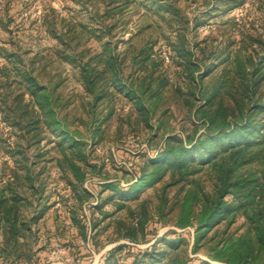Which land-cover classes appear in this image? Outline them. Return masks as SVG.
<instances>
[{"label":"rangeland","instance_id":"1","mask_svg":"<svg viewBox=\"0 0 264 264\" xmlns=\"http://www.w3.org/2000/svg\"><path fill=\"white\" fill-rule=\"evenodd\" d=\"M228 2L0 0V99L5 96L11 106L20 99L28 102L30 95L25 83L20 82L22 77L18 69L29 73L39 84L54 90L57 115L68 124L70 133L84 142L87 155L96 152V158L91 156V161H113L128 170L110 168L108 171L98 165L97 171L86 172L82 187L89 190L94 198L74 209L76 220L89 224L82 228L77 224L79 221L67 219L66 205L59 196V193L66 194L64 182L53 163L48 164L41 175L47 184V197L40 205L34 199L31 205L26 204L23 215L28 219L43 206L47 209L43 218L30 224L32 236L24 241L21 258L7 264H98L102 256L106 257L119 244L127 247L117 257L129 263L134 256L150 250L162 238L173 239L179 234L190 239L187 246L181 247L184 256L194 260L207 259L201 252L191 253L194 229L180 224L185 221L184 213L192 192L212 190V173L208 168L194 176L192 181L166 187L165 180L152 187L147 186L138 191L139 197L135 200L123 202L116 197L114 204H123V207L117 209L118 205L106 203L103 211L111 214L107 218H103L95 206L104 204L113 194L111 189H103L102 184L115 183L114 192L118 193L127 191L135 182L127 165L128 157L138 154L153 157L166 136L192 133L196 122L193 113L187 109L186 101L190 99L196 104L198 99L190 93L192 88L186 83L183 66L188 60H197V46L209 47L212 42L218 49L228 46L233 51V39L239 35L234 24L239 25L243 34H255L260 30L264 0H241L234 8L233 0ZM143 47H153V50L162 52V68L171 80L163 91V103L157 113L146 123L138 115L133 102L117 90L113 76L109 77L107 73L108 81L105 83V77H101L100 84H104L108 96L97 104L92 120V98L85 90L78 66L68 58L83 52L84 60L94 57L91 64L96 66L98 56L111 57L120 71L122 83L128 87L132 84L138 86L142 75L132 58ZM98 64V70L107 67L103 62ZM201 66L195 72L196 76L200 75L204 64ZM12 128L0 109V177L2 167L7 174L4 173L2 183L7 182L14 169L20 168L17 165L20 159L12 157V149L5 143V137H9ZM202 130L199 127V131ZM95 132H98L96 137ZM44 135L52 142L58 140L49 131ZM51 146L46 141L42 143V147ZM52 153L56 154V151ZM32 154L33 151L29 153L30 156ZM140 158L136 157L134 161ZM161 209L162 215L159 213ZM144 216L147 222L145 230L139 233L140 241L134 243L124 238L122 235L132 218ZM240 223L238 220L230 227L231 230ZM159 244L156 247L160 249L163 245ZM44 247L50 250L48 255L47 250L38 253ZM59 248L69 251V262L49 258L50 252ZM139 258L141 260L142 256ZM0 264L5 263L0 260Z\"/></svg>","mask_w":264,"mask_h":264},{"label":"trees","instance_id":"2","mask_svg":"<svg viewBox=\"0 0 264 264\" xmlns=\"http://www.w3.org/2000/svg\"><path fill=\"white\" fill-rule=\"evenodd\" d=\"M222 1L229 3L230 0ZM239 1L233 0V8ZM233 27L239 34L233 39V51L228 46L218 49L212 42L209 47L197 46L199 57L196 61L204 64L200 75H195L202 67L200 63L188 60L183 66L186 83L192 88L190 93L198 99L196 104L190 99L186 101L196 122L192 133L166 136L153 157L138 154L139 161H134L135 156L128 157L127 165L135 182L127 191L118 193L114 192L115 183L102 184L103 189H111L113 194L104 204L95 206L103 218H107L111 214L103 211L106 203L118 205L117 209L123 207V204H114L116 197L123 202L135 200L139 197L138 191L147 186L165 180L166 187L192 181L208 168L212 173V190L192 192L184 213L185 221L180 224L194 229L191 253L201 252L207 259L184 256L181 247L187 246L190 239L179 234L173 239L162 238L158 242L163 245L160 249L156 242L129 263L117 257L127 247L119 244L108 253L103 264H264V19L255 34H243L238 24ZM161 53L153 47H143L134 54L132 59L142 78L138 86L129 87L122 83L120 71L111 57L100 55L96 58L98 63L107 65L100 70L96 67L98 63L91 64L94 57L84 60L83 52L68 58L78 66L85 90L92 98L91 119L97 104L108 96L104 84H100L101 77H105V83L108 81V73L115 79L113 84L117 90L133 102L140 118L148 123L163 103V91L171 81L162 68ZM18 70L30 100L20 99L11 106L5 96L0 99L3 118L13 127L5 143L12 149V157L20 159L17 161L20 168L14 169L5 183H2L5 168L1 169L0 260L5 264L21 258L23 243L32 236L30 224L44 216L45 206L28 219L23 215V208L31 205L33 199L40 205L47 197V184L41 175L48 164L53 163L64 182L66 194L59 193V196L66 205L67 219L79 221L77 224L82 228L89 224L76 220L74 209L94 198L82 187L86 172L96 170L98 165L102 170L128 171L126 166L113 161H91V156L96 158V152L92 150L93 153L87 155L84 142L70 133L68 124L57 115L54 90L39 84L29 73ZM199 127L203 129L201 132ZM48 131L58 140H48L44 135ZM97 135L95 132L94 136ZM44 141L52 144L51 148L42 147ZM31 151L32 156L29 155ZM54 151L56 154L52 153ZM159 213L162 215L163 210ZM238 220L241 221L239 226L231 230ZM146 222L145 216L133 217L122 236L139 242V233L145 230ZM44 250L48 255L50 250L46 247L40 248L38 253ZM66 253L69 255L68 250Z\"/></svg>","mask_w":264,"mask_h":264},{"label":"built area","instance_id":"3","mask_svg":"<svg viewBox=\"0 0 264 264\" xmlns=\"http://www.w3.org/2000/svg\"><path fill=\"white\" fill-rule=\"evenodd\" d=\"M49 258L50 259L59 258L61 261H64V262L70 261V258H68L66 254V250L62 248L51 251ZM104 259H105V256H102L101 261L98 264H103Z\"/></svg>","mask_w":264,"mask_h":264},{"label":"crops","instance_id":"4","mask_svg":"<svg viewBox=\"0 0 264 264\" xmlns=\"http://www.w3.org/2000/svg\"><path fill=\"white\" fill-rule=\"evenodd\" d=\"M1 241H2V234H1V232H0V243H1Z\"/></svg>","mask_w":264,"mask_h":264}]
</instances>
